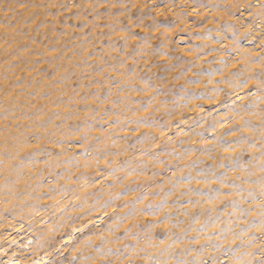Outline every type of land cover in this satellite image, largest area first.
Here are the masks:
<instances>
[{
    "label": "rangeland",
    "instance_id": "rangeland-1",
    "mask_svg": "<svg viewBox=\"0 0 264 264\" xmlns=\"http://www.w3.org/2000/svg\"><path fill=\"white\" fill-rule=\"evenodd\" d=\"M0 264H264V0H0Z\"/></svg>",
    "mask_w": 264,
    "mask_h": 264
}]
</instances>
